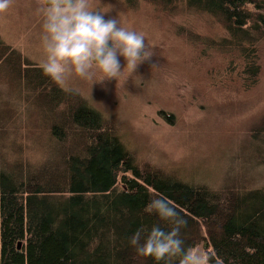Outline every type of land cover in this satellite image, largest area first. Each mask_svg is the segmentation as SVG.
<instances>
[{"label": "trees", "instance_id": "1", "mask_svg": "<svg viewBox=\"0 0 264 264\" xmlns=\"http://www.w3.org/2000/svg\"><path fill=\"white\" fill-rule=\"evenodd\" d=\"M136 1L127 0L126 6ZM143 1H153L167 14L197 15L224 31L226 36L214 46L241 61L243 69L242 82L223 86H237L243 94L256 90L264 0ZM212 39L204 37L208 43ZM11 50L0 41V56L6 58L0 65L10 63L11 85L30 95L37 133L70 145L58 156L59 163H49L48 156L37 164L0 159V264H164L137 256L129 244L142 226L169 228L156 214L145 212L154 197L167 199L187 221L181 232L185 248L204 241L214 264H264V189L243 192L233 186L237 193L223 195L221 187L191 184L159 168L140 170L98 112L61 93L42 67L23 63L22 68L18 59L9 58ZM5 76L0 72V78ZM249 137L241 149L248 160L264 163V116ZM231 180L226 175L223 183Z\"/></svg>", "mask_w": 264, "mask_h": 264}, {"label": "rangeland", "instance_id": "2", "mask_svg": "<svg viewBox=\"0 0 264 264\" xmlns=\"http://www.w3.org/2000/svg\"><path fill=\"white\" fill-rule=\"evenodd\" d=\"M126 3L92 0L95 9L144 35L155 53L151 61L135 72L125 68L116 80L97 83L98 73L93 80L73 76L65 85L53 83L98 112L140 170L159 168L191 184L221 187L223 195L237 193V188L264 189V163L248 160L243 151L251 127L264 116V41L258 44L260 84L243 94L237 86H223L242 82L243 69L241 61L215 48L224 31L191 13L167 14L153 1H136L130 7ZM37 7L38 0H12L7 12L0 13V41L12 49L9 58L18 59L21 67H41L44 59ZM204 37L214 39L208 43ZM5 59L0 56V64ZM120 62L126 65L123 57ZM9 64L0 65L6 74L0 78V159L37 164L48 156L49 163H59L58 156L70 144L61 146L46 133H37L38 115L29 107L30 95L13 88ZM226 175L232 180L225 185ZM205 247L199 241L194 248Z\"/></svg>", "mask_w": 264, "mask_h": 264}, {"label": "clouds", "instance_id": "3", "mask_svg": "<svg viewBox=\"0 0 264 264\" xmlns=\"http://www.w3.org/2000/svg\"><path fill=\"white\" fill-rule=\"evenodd\" d=\"M11 5L12 0H0V13L7 12ZM37 11L42 17L41 67L59 85L73 76L93 80L98 73L97 83L116 80L125 68L135 72L155 55L142 33L123 27L117 16L95 9L92 0H38ZM120 57L126 61L124 67ZM145 212L156 214L169 228L165 230L159 224L139 228L129 238L137 256L152 257L164 264L177 260L179 264H214L211 251L185 248L181 232L187 221L171 202L154 197Z\"/></svg>", "mask_w": 264, "mask_h": 264}, {"label": "water", "instance_id": "4", "mask_svg": "<svg viewBox=\"0 0 264 264\" xmlns=\"http://www.w3.org/2000/svg\"><path fill=\"white\" fill-rule=\"evenodd\" d=\"M20 247H21V244H20V243H18V245H17V248H18V249H20Z\"/></svg>", "mask_w": 264, "mask_h": 264}]
</instances>
